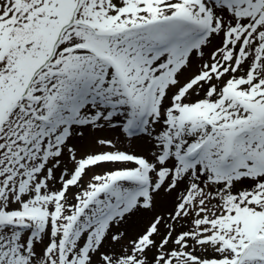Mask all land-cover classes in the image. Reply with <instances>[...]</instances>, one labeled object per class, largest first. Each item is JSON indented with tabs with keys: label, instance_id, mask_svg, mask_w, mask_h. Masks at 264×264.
I'll return each mask as SVG.
<instances>
[{
	"label": "snow or ice",
	"instance_id": "1",
	"mask_svg": "<svg viewBox=\"0 0 264 264\" xmlns=\"http://www.w3.org/2000/svg\"><path fill=\"white\" fill-rule=\"evenodd\" d=\"M0 264H264V0H0Z\"/></svg>",
	"mask_w": 264,
	"mask_h": 264
},
{
	"label": "rangeland",
	"instance_id": "2",
	"mask_svg": "<svg viewBox=\"0 0 264 264\" xmlns=\"http://www.w3.org/2000/svg\"><path fill=\"white\" fill-rule=\"evenodd\" d=\"M197 60H198V58H197Z\"/></svg>",
	"mask_w": 264,
	"mask_h": 264
}]
</instances>
